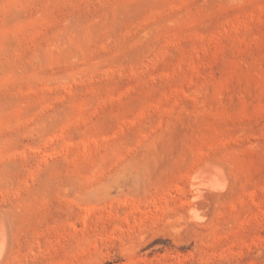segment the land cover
<instances>
[{
    "label": "rangeland",
    "instance_id": "1",
    "mask_svg": "<svg viewBox=\"0 0 264 264\" xmlns=\"http://www.w3.org/2000/svg\"><path fill=\"white\" fill-rule=\"evenodd\" d=\"M0 222V264H264V0H0Z\"/></svg>",
    "mask_w": 264,
    "mask_h": 264
},
{
    "label": "bare ground",
    "instance_id": "2",
    "mask_svg": "<svg viewBox=\"0 0 264 264\" xmlns=\"http://www.w3.org/2000/svg\"><path fill=\"white\" fill-rule=\"evenodd\" d=\"M191 181V186L194 188V191L197 190L200 192L205 190L211 193H216L220 192L224 188L222 172L219 169H215L214 167L212 168L209 164L196 169L191 176ZM2 232L3 226L0 222V257L3 255V246L6 243Z\"/></svg>",
    "mask_w": 264,
    "mask_h": 264
}]
</instances>
